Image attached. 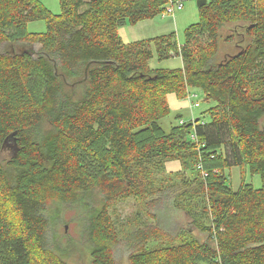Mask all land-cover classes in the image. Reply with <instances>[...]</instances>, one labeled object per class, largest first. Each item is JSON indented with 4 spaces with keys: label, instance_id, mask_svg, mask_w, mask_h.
Returning <instances> with one entry per match:
<instances>
[{
    "label": "trees",
    "instance_id": "obj_1",
    "mask_svg": "<svg viewBox=\"0 0 264 264\" xmlns=\"http://www.w3.org/2000/svg\"><path fill=\"white\" fill-rule=\"evenodd\" d=\"M184 1L59 0L54 15L37 0H0V264H67L51 227L61 204L91 210V264H116L113 205L130 198L154 223L127 235L128 264H264V0H206L182 44L173 32L119 36ZM36 20L44 33L28 31ZM231 24L244 25L248 42L227 34L236 51L217 60ZM153 56H179L182 66L153 68ZM190 89L212 103L209 121L179 123L177 114L165 132L167 95L184 100ZM8 141L14 151L3 160ZM174 160L180 170L167 172ZM232 167L261 187L233 190ZM169 205L188 228L161 224L157 208Z\"/></svg>",
    "mask_w": 264,
    "mask_h": 264
},
{
    "label": "rangeland",
    "instance_id": "obj_2",
    "mask_svg": "<svg viewBox=\"0 0 264 264\" xmlns=\"http://www.w3.org/2000/svg\"><path fill=\"white\" fill-rule=\"evenodd\" d=\"M41 3L51 14L58 15L61 12L59 0H37ZM163 15V16H162ZM153 19L143 20L135 24H126L119 28V36L124 43H131L139 40L155 38L163 33L168 34L173 32L175 34L178 44H182L184 41L185 29L198 21V7L196 1L187 0L182 2V8L175 10L173 15L162 14ZM244 25H226L221 28L219 34V48L217 53V60L223 59L226 54L235 53L236 47L234 45L227 44L225 37L227 34H232L233 41L240 42L242 44L248 42L247 38H244ZM27 29L30 33H44L46 31V23L44 20L31 21L27 25ZM7 49V48H5ZM15 49V47L13 48ZM20 49V48H19ZM12 50V49H11ZM23 50H26L23 49ZM153 68H169L175 69L182 66L179 56H174L168 60L158 61L155 56L149 62ZM190 92V91H189ZM193 95H196L193 97ZM191 96V97H190ZM190 100V105L198 103L197 108L183 110L185 121L200 119L201 121L208 122V109L212 106V103L204 100L203 94L191 89L190 94L187 97ZM177 113H170L167 117L160 120L159 124L161 128L168 132L170 127L177 123L175 116ZM183 122L182 120L179 121ZM13 143L8 141L1 153V159H8L14 151ZM176 161V160H174ZM177 172V171H175ZM227 184L233 189L237 190L240 183L251 184L255 189L261 187V179L258 175H252L248 169H241L239 167H232L225 171ZM178 180V178H174ZM96 200H92L91 206H96L98 203ZM167 202V201H166ZM165 201L163 204L166 203ZM168 203V202H167ZM168 205V204H165ZM114 213L113 218L117 220V229L120 236V244L115 249V262L116 264H128L127 252L125 251V239L135 228L142 227L144 224L154 223L147 212L145 205L140 201L134 199H128L124 202L115 203L113 205ZM89 210L86 206L79 205H55L52 209L53 221L52 228L53 234L60 243V246L66 250L63 254L67 264H91L89 256V244L86 241L85 224L89 216ZM159 221L164 227L174 230L188 228V218L186 214L173 207L166 206L165 209L157 208ZM118 217V218H117ZM198 238L205 237L204 234H200L194 231ZM197 238V239H198ZM154 245V248H158L160 245L154 242H150L148 247Z\"/></svg>",
    "mask_w": 264,
    "mask_h": 264
},
{
    "label": "crops",
    "instance_id": "obj_3",
    "mask_svg": "<svg viewBox=\"0 0 264 264\" xmlns=\"http://www.w3.org/2000/svg\"><path fill=\"white\" fill-rule=\"evenodd\" d=\"M163 16V15H162ZM165 33H163L164 35ZM191 92V89L189 90ZM189 92V94H190ZM167 102L172 113H177L182 116V121H185L184 114L181 113L183 110H188L190 108V100L188 98L184 100H179L175 94L167 95ZM192 109V108H190ZM167 172H175L180 170V163L178 161H169L165 164Z\"/></svg>",
    "mask_w": 264,
    "mask_h": 264
},
{
    "label": "built area",
    "instance_id": "obj_4",
    "mask_svg": "<svg viewBox=\"0 0 264 264\" xmlns=\"http://www.w3.org/2000/svg\"><path fill=\"white\" fill-rule=\"evenodd\" d=\"M182 8V3H170L168 4L167 8H166V12L165 14H169V15H173L175 10H180ZM196 95H193V97ZM191 97V96H190ZM199 106L198 103H193L192 105H190L191 108H197ZM194 138V136H193Z\"/></svg>",
    "mask_w": 264,
    "mask_h": 264
},
{
    "label": "water",
    "instance_id": "obj_5",
    "mask_svg": "<svg viewBox=\"0 0 264 264\" xmlns=\"http://www.w3.org/2000/svg\"><path fill=\"white\" fill-rule=\"evenodd\" d=\"M206 0H196V6L201 7L206 4Z\"/></svg>",
    "mask_w": 264,
    "mask_h": 264
}]
</instances>
